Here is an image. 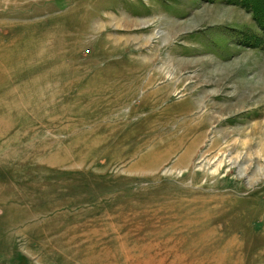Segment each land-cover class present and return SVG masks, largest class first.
Instances as JSON below:
<instances>
[{
  "label": "rangeland",
  "instance_id": "rangeland-1",
  "mask_svg": "<svg viewBox=\"0 0 264 264\" xmlns=\"http://www.w3.org/2000/svg\"><path fill=\"white\" fill-rule=\"evenodd\" d=\"M0 264H264L254 15L0 0Z\"/></svg>",
  "mask_w": 264,
  "mask_h": 264
},
{
  "label": "trees",
  "instance_id": "trees-1",
  "mask_svg": "<svg viewBox=\"0 0 264 264\" xmlns=\"http://www.w3.org/2000/svg\"><path fill=\"white\" fill-rule=\"evenodd\" d=\"M206 2H215L217 0H204ZM230 5L240 6L247 12L254 15V19L264 31V0H226Z\"/></svg>",
  "mask_w": 264,
  "mask_h": 264
},
{
  "label": "bare ground",
  "instance_id": "bare-ground-1",
  "mask_svg": "<svg viewBox=\"0 0 264 264\" xmlns=\"http://www.w3.org/2000/svg\"><path fill=\"white\" fill-rule=\"evenodd\" d=\"M196 144H197V141L196 140H193L190 144H185L186 154H185V156H184L183 159H187L186 156H188V155H190L192 153V150L195 148ZM176 145L182 147L184 145L183 144V139L180 140V141H177L176 142Z\"/></svg>",
  "mask_w": 264,
  "mask_h": 264
}]
</instances>
